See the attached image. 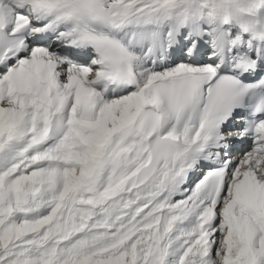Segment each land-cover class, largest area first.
<instances>
[{
  "label": "snow or ice",
  "instance_id": "6c2138e0",
  "mask_svg": "<svg viewBox=\"0 0 264 264\" xmlns=\"http://www.w3.org/2000/svg\"><path fill=\"white\" fill-rule=\"evenodd\" d=\"M0 264H264V0H0Z\"/></svg>",
  "mask_w": 264,
  "mask_h": 264
}]
</instances>
